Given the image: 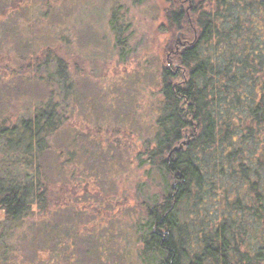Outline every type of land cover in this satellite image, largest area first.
<instances>
[{"label": "rangeland", "instance_id": "1", "mask_svg": "<svg viewBox=\"0 0 264 264\" xmlns=\"http://www.w3.org/2000/svg\"><path fill=\"white\" fill-rule=\"evenodd\" d=\"M178 1L184 2L25 0L22 10L0 19V118L16 124L51 91L58 95L56 84H47L41 80L45 74L35 71L47 54L64 62L72 83L62 129L37 160L50 207L11 237L20 248L13 264H66V253L68 264L154 263L153 253L144 251L139 227L145 202L159 197L163 182L143 164L142 153L156 132L162 67L172 66L170 49L193 26L188 20L179 32L168 23L167 13ZM114 10L119 23L129 26L122 50L109 23ZM255 148L262 146L253 143L243 150L249 154ZM208 187L204 214L193 220L198 228L219 225L227 213L221 196H244L248 186L227 171ZM35 226L65 234L56 236L60 242L47 236L40 243L36 237L42 233ZM31 238L36 239L28 246ZM61 242L66 249L55 251Z\"/></svg>", "mask_w": 264, "mask_h": 264}, {"label": "trees", "instance_id": "2", "mask_svg": "<svg viewBox=\"0 0 264 264\" xmlns=\"http://www.w3.org/2000/svg\"><path fill=\"white\" fill-rule=\"evenodd\" d=\"M183 1L173 4L167 21L179 32L188 20L193 26L182 33L172 66L162 67L156 132L142 153L143 164L163 182L161 196L143 207L144 251L153 253L155 264H264V0ZM24 2L0 0V19L22 10ZM116 14L109 23L122 50L129 26ZM35 71L45 74L41 80L47 84H56L58 95L51 91L16 124L0 118V264H13L20 250L19 242L10 240L14 233L48 213V183L37 160L62 129L72 95L66 65L54 54ZM253 143L262 148L245 153L243 147ZM227 171L248 186L246 195L230 200L223 194L227 213L221 223L198 228L193 220L204 214L210 181ZM35 228L42 233L36 237L40 243L65 232ZM64 258L68 264L67 253Z\"/></svg>", "mask_w": 264, "mask_h": 264}, {"label": "flooded vegetation", "instance_id": "3", "mask_svg": "<svg viewBox=\"0 0 264 264\" xmlns=\"http://www.w3.org/2000/svg\"><path fill=\"white\" fill-rule=\"evenodd\" d=\"M180 48V43L179 41L176 42V44H174V47L170 49V54L172 53H176Z\"/></svg>", "mask_w": 264, "mask_h": 264}]
</instances>
